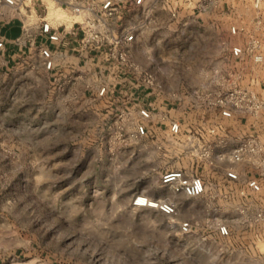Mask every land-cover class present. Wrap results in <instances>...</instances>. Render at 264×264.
I'll list each match as a JSON object with an SVG mask.
<instances>
[{
    "label": "rangeland",
    "instance_id": "374dc122",
    "mask_svg": "<svg viewBox=\"0 0 264 264\" xmlns=\"http://www.w3.org/2000/svg\"><path fill=\"white\" fill-rule=\"evenodd\" d=\"M170 2L157 0L142 16L136 43L126 46L130 64L105 56L110 45L100 55L109 74L91 55L81 62L64 55L44 115L42 94L20 82L3 94L0 264H264V204L255 195L259 211L251 215L235 185L211 180L213 189L189 197L161 182L166 170L203 161L195 142L170 133L172 120L191 121L186 137H225L230 119L209 99L233 87L264 97V47L231 53L264 33V11L247 3L226 15L176 16ZM234 24L244 29L233 34ZM87 31L113 38L126 29ZM99 83L103 94L95 91ZM143 107L149 119L140 116ZM140 123L148 129L142 135ZM141 193L177 198V214L133 207ZM185 219L193 225L189 234L178 226ZM217 223H227L231 234L218 235Z\"/></svg>",
    "mask_w": 264,
    "mask_h": 264
},
{
    "label": "crops",
    "instance_id": "0c3cea01",
    "mask_svg": "<svg viewBox=\"0 0 264 264\" xmlns=\"http://www.w3.org/2000/svg\"><path fill=\"white\" fill-rule=\"evenodd\" d=\"M156 1L115 0L117 9L113 15H107L103 10L104 0H78L79 5L86 7L80 13L74 12L67 6L66 0H22L16 6H9L0 1V40H3L4 43L0 47V101L9 87L12 88L20 82L22 86L31 88L34 95L42 94L41 109L42 115H44L45 109H49L52 79L57 80L59 72L64 68L62 62L64 55L77 62H81L84 56L91 55L90 57L98 62L96 65L99 72L109 74L110 69L100 65V55L103 50L83 48L85 29L88 26L94 28L101 26L107 31H114L116 27L123 26V29L135 35V40L130 44L132 47L137 40L136 31L141 27L142 16L157 7ZM196 1L171 0L170 3H166L167 10L176 16L189 13L202 18V15L207 14L226 15L227 10L236 9L239 4H247L245 0H240L231 4L222 3L215 9L210 7L201 10ZM45 20L51 22L53 30L60 32L59 41L53 42L49 39L48 33L42 31V24ZM43 46L49 47L55 52L56 64L54 68L48 69L44 65V58L41 54ZM100 87L101 84H97L95 91L99 92ZM219 114L224 119H230L231 126L221 132L225 137H196V141H200L201 144H213V157L216 163L209 166L194 159L192 163L190 162L188 166L184 167V170L204 178L207 184L205 193L209 189H213L210 188L211 180L218 183L220 188L222 185L239 187L241 194L248 197V203L253 206L251 208L253 211L249 213L254 215L259 211V207L257 206L258 202L252 203L251 199L254 198L252 196H256L254 200L259 201V204H264V189L255 192L245 183L250 177L258 176L259 173L248 163L239 165L238 180L228 178L226 171L232 164L229 160L230 153L242 139L252 134L264 137V122L238 112H235L233 117L222 116L220 110ZM177 119L182 122L183 127L177 138L183 141L187 140L189 137L186 136L192 131L191 121L185 115H179ZM197 133L195 132V134Z\"/></svg>",
    "mask_w": 264,
    "mask_h": 264
},
{
    "label": "built area",
    "instance_id": "2783aa9c",
    "mask_svg": "<svg viewBox=\"0 0 264 264\" xmlns=\"http://www.w3.org/2000/svg\"><path fill=\"white\" fill-rule=\"evenodd\" d=\"M9 6H16L22 0H0ZM142 2L143 0H137ZM171 1V0H170ZM240 0H200L199 7L201 10L208 9L210 7L217 8L222 3H235ZM256 11H264V0H245ZM67 6H69L74 12L80 13L84 10V6L78 4V0H66ZM89 8V7H88ZM103 10L107 15H113L117 9L115 0H104L102 5ZM89 27V26H88ZM244 26L231 25L230 31L233 34H239ZM42 31L48 33L49 39L53 42L60 40L61 35L57 30H53L51 22L45 20L42 24ZM85 35L83 37V46L87 49L103 50L108 45L105 51V56L110 58H116L121 63L130 64L133 54L127 50L126 46H129L133 39L134 33L124 32L122 35L111 38L110 36L100 35L98 32H88L85 29ZM248 46L234 45L232 47V54L235 57L242 56L247 50L256 52L258 48L264 47V33L259 37H253L249 40ZM3 40H0V47L3 46ZM125 47V48H124ZM41 54L44 58V65L46 68H54L56 64L55 52L49 47H41ZM261 54L254 55L256 61L262 59ZM106 91V87L103 86L100 89V94ZM209 104L212 107H217L220 113L224 117H233L235 112L243 115H249L255 119H261L264 122V97L257 95L248 89L241 87H233L226 91L219 92L216 96L209 99ZM140 116L143 119H149L151 117V111L148 108H141ZM182 122L180 120H172L170 122V133L178 136L182 131ZM216 127L209 129V132H215ZM147 127L144 123H140L137 126V132L139 134H145ZM187 140L195 142L194 154L201 158L206 165H214L215 158L213 157L212 144L209 143L208 147H204L205 144H201L200 141H196V137H189ZM197 146V147H196ZM229 160L232 164L228 167L226 174L227 177L232 180L239 179V165L241 163H248L253 169H255L259 175L250 177L246 181V186L255 192H260L264 189V137L259 134H252L242 139L232 150L229 156ZM162 186L168 187L176 195L185 194L189 197H197L205 193L207 184L201 175H192L187 173L183 169H169L166 170L161 178ZM133 207H148L157 209L162 213L175 216L179 209V201L177 198L169 197H154L145 193L138 194L132 201ZM179 229L184 234H189L193 230V225L189 219L178 222ZM215 229L218 235L227 237L231 234L230 226L227 223H217Z\"/></svg>",
    "mask_w": 264,
    "mask_h": 264
}]
</instances>
